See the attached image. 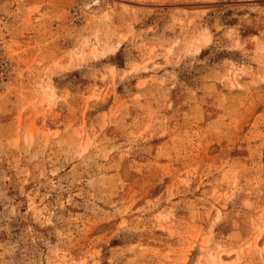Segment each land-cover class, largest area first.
Returning <instances> with one entry per match:
<instances>
[{
  "label": "rangeland",
  "instance_id": "374dc122",
  "mask_svg": "<svg viewBox=\"0 0 264 264\" xmlns=\"http://www.w3.org/2000/svg\"><path fill=\"white\" fill-rule=\"evenodd\" d=\"M0 264H264V0H0Z\"/></svg>",
  "mask_w": 264,
  "mask_h": 264
}]
</instances>
